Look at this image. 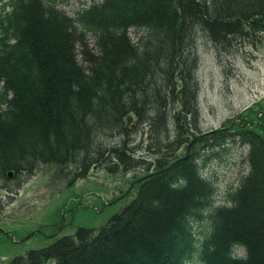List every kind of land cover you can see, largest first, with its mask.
Returning a JSON list of instances; mask_svg holds the SVG:
<instances>
[{"label": "trees", "instance_id": "1", "mask_svg": "<svg viewBox=\"0 0 264 264\" xmlns=\"http://www.w3.org/2000/svg\"><path fill=\"white\" fill-rule=\"evenodd\" d=\"M63 1L0 0V180L40 163L73 167L79 178L142 167L129 142L105 140L140 127L164 153L99 230L78 227L11 264H264V138L244 136V125L195 135L200 36L221 60L239 38L264 31V0H98L74 18ZM129 29L141 33L135 42ZM237 138L251 145L250 171L216 204L201 161Z\"/></svg>", "mask_w": 264, "mask_h": 264}, {"label": "rangeland", "instance_id": "2", "mask_svg": "<svg viewBox=\"0 0 264 264\" xmlns=\"http://www.w3.org/2000/svg\"><path fill=\"white\" fill-rule=\"evenodd\" d=\"M92 1L98 0H66L60 9L74 18ZM139 34L129 29L133 42ZM94 43L95 38L89 36L92 50ZM198 55L199 119L195 135L224 129L230 132L229 128L236 125L232 133L244 125L241 134L253 132L264 138V31L251 30L249 37L239 38L230 51L222 54L221 60L210 40L201 35ZM131 120L136 122L132 116L126 121ZM110 135L105 139L110 144L129 142L134 156L143 158L142 167L111 172L91 168L85 177L79 178L70 171L73 167L63 171L59 165L40 163L32 174L13 176L12 172L9 176L12 178L0 180V264H11L14 258L47 247L59 237L74 235L78 227L97 231L130 203L136 195L134 180L153 171V167L148 169L149 164L161 156L157 152L164 151L155 147L157 136L148 127H140L126 136ZM170 136L173 141L176 137L173 130ZM150 146L154 148L149 149ZM197 149L201 155L206 151L201 145ZM250 150L251 145L237 138L223 148L211 150L205 162L201 161L203 174L218 187L216 204L225 203L228 187L239 186L242 175L250 171ZM187 151L184 145L176 156L181 158ZM208 227L206 215L196 223L197 237H202Z\"/></svg>", "mask_w": 264, "mask_h": 264}, {"label": "water", "instance_id": "3", "mask_svg": "<svg viewBox=\"0 0 264 264\" xmlns=\"http://www.w3.org/2000/svg\"><path fill=\"white\" fill-rule=\"evenodd\" d=\"M11 175H12V172H11V171H9V172H8V176H11Z\"/></svg>", "mask_w": 264, "mask_h": 264}, {"label": "flooded vegetation", "instance_id": "4", "mask_svg": "<svg viewBox=\"0 0 264 264\" xmlns=\"http://www.w3.org/2000/svg\"><path fill=\"white\" fill-rule=\"evenodd\" d=\"M241 124H242V121H241Z\"/></svg>", "mask_w": 264, "mask_h": 264}]
</instances>
